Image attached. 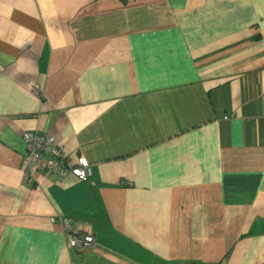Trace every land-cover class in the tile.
<instances>
[{
	"label": "crops",
	"instance_id": "obj_1",
	"mask_svg": "<svg viewBox=\"0 0 264 264\" xmlns=\"http://www.w3.org/2000/svg\"><path fill=\"white\" fill-rule=\"evenodd\" d=\"M0 264H264V0H0Z\"/></svg>",
	"mask_w": 264,
	"mask_h": 264
},
{
	"label": "built area",
	"instance_id": "obj_2",
	"mask_svg": "<svg viewBox=\"0 0 264 264\" xmlns=\"http://www.w3.org/2000/svg\"><path fill=\"white\" fill-rule=\"evenodd\" d=\"M21 142L25 151V173L29 177L42 172L59 177L73 175L79 181H88L92 175V168L84 158L78 160L76 166L70 165L63 157V149L56 145L53 137L26 131L21 135ZM62 227L69 249H85L94 243V237L73 228L70 220L66 218L51 219Z\"/></svg>",
	"mask_w": 264,
	"mask_h": 264
},
{
	"label": "rangeland",
	"instance_id": "obj_3",
	"mask_svg": "<svg viewBox=\"0 0 264 264\" xmlns=\"http://www.w3.org/2000/svg\"><path fill=\"white\" fill-rule=\"evenodd\" d=\"M35 92V94H38L36 90H33ZM22 143V142H21ZM87 181V180H86ZM86 181H81V182H86Z\"/></svg>",
	"mask_w": 264,
	"mask_h": 264
},
{
	"label": "trees",
	"instance_id": "obj_4",
	"mask_svg": "<svg viewBox=\"0 0 264 264\" xmlns=\"http://www.w3.org/2000/svg\"><path fill=\"white\" fill-rule=\"evenodd\" d=\"M92 176V175H91Z\"/></svg>",
	"mask_w": 264,
	"mask_h": 264
}]
</instances>
